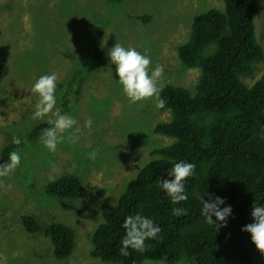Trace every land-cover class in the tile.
Masks as SVG:
<instances>
[{"label": "rangeland", "instance_id": "rangeland-1", "mask_svg": "<svg viewBox=\"0 0 264 264\" xmlns=\"http://www.w3.org/2000/svg\"><path fill=\"white\" fill-rule=\"evenodd\" d=\"M256 3V37L264 54V0ZM210 9L222 11L223 0H0V151L13 137L47 120L31 119L36 102L31 85L40 75H57V104L71 77L80 73L82 80L62 112L76 118L74 127L81 131L63 133L54 153L40 135L15 151L19 165L0 177V264H109L91 255L94 229L103 222L101 205H116L140 169L156 159L153 149L174 139L154 133L158 122L171 119L168 110L159 109L158 94L128 101L115 80L108 49L116 42L140 52L147 49L150 67L163 69L159 90L173 85L194 94L201 70L184 67L177 50L188 41L194 17ZM96 50L102 59H93ZM263 75L264 58L242 81L252 86ZM87 119L92 120L90 129L84 127ZM70 133L79 135L77 143L69 142ZM93 149L98 155L90 160L87 153ZM63 174L83 181L82 195L64 200L70 209L45 191ZM25 215L42 226L70 227L75 233L71 256L56 259L49 238L25 230ZM174 264L191 262L183 258Z\"/></svg>", "mask_w": 264, "mask_h": 264}, {"label": "trees", "instance_id": "trees-1", "mask_svg": "<svg viewBox=\"0 0 264 264\" xmlns=\"http://www.w3.org/2000/svg\"><path fill=\"white\" fill-rule=\"evenodd\" d=\"M109 1L117 4L121 0ZM223 3L222 11L210 9L194 17L188 41L177 50L184 67L201 70L196 92L173 85L158 92L159 109L168 110L171 119L158 122L154 133L174 142L153 149L151 155L156 159L140 169L116 205H101L103 222L92 235V257L109 264H174L183 258L191 264H264V255L250 234L241 231L253 222L254 202L264 205V75L252 86L242 81L264 58L256 37L258 7L256 0ZM93 59H102V53L96 50ZM80 76L75 74L64 86L57 104L62 112L78 92L75 86L82 83ZM48 127L47 120L39 122L18 137V144L4 147L0 165L8 162L9 152L22 150ZM181 160L195 163L196 168L186 181L187 200L173 204L158 185L160 178H169L166 170ZM83 190L81 177L63 174L49 182L45 191L62 208L70 209L64 200L79 198ZM207 191L226 198L232 206L226 226L204 222L197 194ZM174 207L184 213L173 215ZM138 212L152 218L161 231L145 241L143 252L129 248V255L123 256L119 252L124 235L121 224L126 216ZM22 223L27 232L49 238L56 259L73 253L75 233L70 227L62 223L42 226L29 215L22 216Z\"/></svg>", "mask_w": 264, "mask_h": 264}, {"label": "clouds", "instance_id": "clouds-1", "mask_svg": "<svg viewBox=\"0 0 264 264\" xmlns=\"http://www.w3.org/2000/svg\"><path fill=\"white\" fill-rule=\"evenodd\" d=\"M107 57L110 64L115 67V73L118 76V79L115 80L121 86L122 92L130 103H136L158 94L159 88L156 82L162 76L163 69L160 65L150 67L151 59L147 54V49L140 52L136 48H126L116 42L108 49ZM57 80L58 77L55 73L43 74L31 85V92L36 97L31 119L37 121L47 119V123L51 125L43 130L40 137L43 146L51 153L56 151L57 145L64 139L63 133L68 130H74V133L81 131L74 127L77 124L76 118L63 114L57 106ZM91 126L92 120H85L84 127L90 129ZM79 138V135L70 133L68 140L75 144ZM19 142L18 138L13 137L12 143L18 144ZM97 155V149L87 153L90 160H95ZM20 160L21 157L17 152H9L8 162L0 165V177L8 176L19 165ZM195 168V163L181 160L166 170V176L170 179L160 178L158 186L173 204L187 200L186 181L193 177ZM8 187L11 188V185ZM197 196L202 205L200 214L203 216L204 222L208 225L215 224L217 228L226 226L228 218L233 213L232 206L226 203V198L216 196L208 191L205 195L197 194ZM205 196L209 197L208 200L204 199ZM183 213L184 209L180 207L172 209L173 215ZM250 214L253 222L243 225L241 231L250 234L251 242L264 255V205L257 204L255 201ZM121 227L124 230V235L120 240L119 252L123 256L129 255V248L143 252L146 249L145 241L155 239L161 231L159 225L154 223L152 218L143 216L139 212L126 216Z\"/></svg>", "mask_w": 264, "mask_h": 264}]
</instances>
